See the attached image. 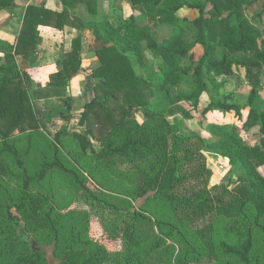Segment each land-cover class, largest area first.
<instances>
[{
  "label": "rangeland",
  "instance_id": "1",
  "mask_svg": "<svg viewBox=\"0 0 264 264\" xmlns=\"http://www.w3.org/2000/svg\"><path fill=\"white\" fill-rule=\"evenodd\" d=\"M58 3L53 1L50 5L63 8ZM136 7L130 0H97L83 4L73 2L72 6H68L70 12L65 8L63 10L67 12L69 24L75 20L80 22L81 19L103 18H109L117 24L134 16L138 17L137 23L146 25L157 40L160 41L170 34L169 26L158 24L150 12L140 16ZM6 8L14 14V26H17L23 11L14 7ZM89 8L94 9V15L89 12ZM242 10L244 16L259 30V39L264 41V0H247ZM197 15L198 11L190 8H182L176 13L178 18L188 20ZM1 27L2 24L0 35L4 32ZM10 32L14 33L13 29H10ZM82 35L81 43L87 41L82 40ZM99 43L100 46L94 51L87 48L89 45L86 46V52L97 56L95 51L102 46L100 41ZM139 43L145 46L143 40ZM61 49L63 50V46ZM46 52H53L45 57L46 61L59 64L61 51L54 54L53 50L47 49ZM145 54L146 67L134 65L135 75L124 76V88L136 83L143 90L149 83L148 73L156 67L160 58L153 56L148 49H145ZM201 54V47L196 45L188 53V61L195 63ZM89 56L85 55L84 60L81 57V65L82 62L85 64L82 70L72 76L65 86L59 87L50 86L48 82L41 86L35 78L47 75L48 70L41 71L39 65L27 64L21 56H16V66L25 70L32 79V103L41 119V126L37 130L15 131L7 141L22 155L30 176L36 174L41 162L52 160L53 145H58L60 161L79 173L94 196L107 198L118 210L88 200L71 176L58 170H50L41 181L31 182L25 192L20 170L12 155L2 151L0 145V195L5 204H15L11 210L19 217L22 231L31 237L35 247L43 251L49 264H57L60 261L63 246L75 228L80 229L83 239L89 241L88 246L97 244L107 250L100 264H242L237 258L223 253L219 243L224 237L218 230V226L224 221L239 217L242 199L236 191L238 172L229 164L227 158L211 151L205 143L214 138L208 130L210 124L231 123L237 126L248 145L260 142L261 133L258 127L244 125L243 122L249 111L248 100L252 89L255 91L254 107L264 109V63L261 64L256 77L255 74L250 75V80L244 67L235 66L221 89V95L225 96L227 103L241 108L240 119L232 110L215 109L202 114L203 108L209 103L208 95L204 94L196 109L182 103L189 110L190 118L183 117L181 113L163 118L156 117L154 122L159 126V130L151 135L152 139L158 141L153 148L154 153L142 162H131L109 151L111 146L121 141L122 130H111L103 140L89 138V144L82 148L74 136L76 132L85 131V126L78 123L80 111L72 112L68 123L62 118L66 112L63 101L65 93L78 95L81 92V97L89 101L94 96H103V87L87 76L99 63L98 60L87 63L91 57ZM43 60L44 57L41 61ZM119 62L118 67L121 70L125 68V75L128 73V65L125 61ZM3 64L4 60L0 56V67ZM173 100L176 101L175 95ZM133 116L139 123L146 119L141 108L133 113ZM63 129L69 132L55 138V134ZM145 162L154 166L153 172H160L151 188L146 186L137 170V167L143 166ZM258 169L264 176V163H259ZM147 172L153 174L150 169ZM169 185V192L174 194L180 203L178 208L162 202L153 194L157 189ZM41 196L46 199L42 200ZM203 197L204 203L194 202ZM35 200H38L34 218L37 222L31 224L30 228L17 205L21 201L31 209V203ZM39 218L40 221L45 220L57 228L58 241L54 242L49 227H40L37 224ZM129 233L140 237L138 246L132 247L128 244ZM252 235L255 264L257 261L258 264H264V229L253 228Z\"/></svg>",
  "mask_w": 264,
  "mask_h": 264
},
{
  "label": "trees",
  "instance_id": "2",
  "mask_svg": "<svg viewBox=\"0 0 264 264\" xmlns=\"http://www.w3.org/2000/svg\"><path fill=\"white\" fill-rule=\"evenodd\" d=\"M14 0H0V10L8 7ZM64 4L73 2H96L97 0H61ZM137 5L138 13L150 12L151 17L162 25L171 28L170 34L160 41L149 32L146 25H139L137 18L119 21L117 24L109 18L85 19L80 21V28L90 29L102 46L97 49L99 61L87 75L89 79L104 89L102 97L94 96L90 101L77 104V98L65 93L66 112L63 120L69 122L72 112L80 110L79 125L85 126L84 132H76L82 148L89 144V138L103 140L111 130H122L121 141L109 148L112 154L131 161L142 162L151 156L158 142L152 134L159 130L154 122L158 116H173L181 113L190 118L189 110L182 103L189 104L192 109L199 105L202 95L207 94L209 103L202 114L215 109L234 111L241 118V108L227 103L221 89L235 66L244 67L246 75L255 74L264 63V41L259 39V30L243 14L242 7L247 0H130ZM182 8L196 9L198 15L192 20L180 19L176 13ZM89 12L95 14L94 9ZM147 10V11H146ZM139 16V17H140ZM67 21V12L52 11L42 4H29L25 10L22 25L14 43L0 39V56L4 64L0 67V145L1 150L9 152L15 165L21 172L23 189L26 192L31 182L41 181L50 170H58L71 176L73 182L85 193L88 200L97 202L103 207L118 210L107 198L94 196L84 184L79 173L67 167L58 157V145H53L51 161L41 162L33 176L28 175L18 149L7 140L15 131L26 132L37 130L41 119L36 114L32 103V79L28 73L16 66V56L34 63L38 59L37 44L41 38L38 26L52 25L61 28ZM72 24V23H71ZM143 40L145 46L139 41ZM199 45L202 54L194 62L188 61V53ZM145 49L160 58V62L148 73V84L142 90L132 83L124 88L127 74H134V65L145 68L147 58ZM81 37L72 40L71 50L61 55L58 70L50 74V86H65L70 78L82 70ZM119 61L126 62L128 73L119 69ZM122 89V90H121ZM124 90V91H123ZM127 90V91H126ZM141 90V91H140ZM123 91V93H121ZM173 95L176 101L173 100ZM220 96H223L222 99ZM224 98V99H223ZM255 91L252 89L248 100L249 111L244 125L257 126L261 133L260 142L248 145L243 140L237 126L233 123L225 125H209V132L214 138L205 143L211 151L228 159L229 164L238 172L237 193L241 197L239 217L224 221L218 226L223 239L220 247L223 253L233 256L242 264H255L253 256V228L264 229V176L258 169L264 163V109L254 107ZM143 110L144 122L139 123L133 113ZM69 131L63 129L55 134L58 138ZM150 169L152 175L147 171ZM154 166L137 167L143 181L151 188L153 181L160 174L153 172ZM171 185L153 192L162 202L175 208L180 206L178 198L169 192ZM42 200L46 198L41 196ZM204 203L205 198L194 201ZM13 203H6L0 195V264H49L40 248L35 247L31 237L22 231L19 217L12 212ZM38 200L31 203V209L24 202L17 205L22 210L27 225L37 222L35 218ZM41 218V217H40ZM38 221L40 227H49L54 242L58 241L57 228L45 220ZM140 237L128 234V244L138 246ZM34 243V242H33ZM89 241L83 239L80 229L73 232L63 246V256L57 264H100L107 254L103 246H88ZM258 264V261L256 262Z\"/></svg>",
  "mask_w": 264,
  "mask_h": 264
},
{
  "label": "crops",
  "instance_id": "3",
  "mask_svg": "<svg viewBox=\"0 0 264 264\" xmlns=\"http://www.w3.org/2000/svg\"><path fill=\"white\" fill-rule=\"evenodd\" d=\"M53 1L59 2V6H62L66 10L68 9V6H72L73 3L66 4L65 6L61 2V0H14L8 7L11 8H17L19 10L23 11L22 17L20 21L18 22L17 26L16 25V18L14 14L8 9H2L0 10V24H2L1 29L4 31L2 32L3 34L0 35V38L2 40H7L11 43H14L17 35L19 33V30L22 25V20L23 16L25 13V10L29 4H42L45 6V8L48 9H53V11H62L63 8L59 7H53L50 5ZM83 4V3H82ZM69 10V9H68ZM70 12V10H69ZM70 18H72L70 14ZM83 20V19H82ZM80 22L79 21H74V23L69 24V21L67 19L66 23L63 25L61 28H56L52 25H39L38 30L40 34V42L37 44V53H38V59L34 63H29V64H37L39 65V69L42 70H48V74L45 76H38V78H35L36 82L40 83L41 86H45L46 83L49 81L50 74L54 73L55 71L58 70V64L55 61H49L45 59L46 56H50L53 54H49L47 51L48 50H53L54 54L56 51H61L62 53L68 52L71 50L72 47V40L78 36L79 34L82 35V40L86 39L87 41L82 42V51H81V57L82 60H84V56L90 55L89 59L87 60V63L91 64L94 60H97V56L95 54L91 55V53L86 52L87 49L85 48L86 46L89 50L92 48L94 51L97 47L100 46L99 41L95 38V36L92 34L91 30L84 28H80ZM10 29H13L12 34H10ZM88 30V31H87ZM87 32V35H86ZM1 33V32H0ZM86 44V45H85ZM63 46V50L61 47ZM44 57V60L41 61ZM26 62V61H24ZM28 64V62H26ZM84 62H82V68L84 67ZM70 94V93H68ZM72 95V93L70 94ZM82 93L80 92L78 95H73L74 97L77 98V104L84 101H89L85 100L81 97ZM38 102V101H37ZM80 111V110H74L73 112Z\"/></svg>",
  "mask_w": 264,
  "mask_h": 264
},
{
  "label": "water",
  "instance_id": "4",
  "mask_svg": "<svg viewBox=\"0 0 264 264\" xmlns=\"http://www.w3.org/2000/svg\"><path fill=\"white\" fill-rule=\"evenodd\" d=\"M34 243L32 242V247H33Z\"/></svg>",
  "mask_w": 264,
  "mask_h": 264
}]
</instances>
